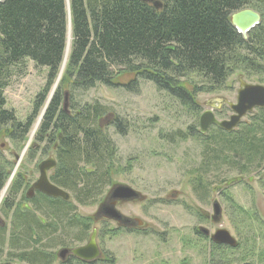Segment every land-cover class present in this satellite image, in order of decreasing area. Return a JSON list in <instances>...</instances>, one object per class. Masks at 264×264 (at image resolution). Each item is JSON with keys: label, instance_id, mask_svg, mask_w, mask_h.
I'll return each mask as SVG.
<instances>
[{"label": "trees", "instance_id": "1", "mask_svg": "<svg viewBox=\"0 0 264 264\" xmlns=\"http://www.w3.org/2000/svg\"><path fill=\"white\" fill-rule=\"evenodd\" d=\"M160 1L161 10L139 0L0 2V132L8 129L11 139L19 143L26 141L61 71L69 15L72 31L64 77L35 138L36 147L57 144L58 165L51 181L69 192L72 202L38 195L31 202L32 208L24 207V196L17 204L23 189V180L18 177L9 187L1 210L10 224L0 225V259L6 255L7 260L26 264H53V249L72 248L90 236L91 222L79 215L74 203L95 205L112 185L118 151L100 126L108 114L107 107L98 102L73 105L72 100L67 110L65 92L71 97L74 92L98 86L114 87L115 77L128 72L136 76L126 86L129 91L135 92L139 80L151 82L198 115L197 95L222 91L236 71L264 76V0ZM247 9L258 12L262 21L244 39L233 27L231 17ZM28 62L47 69L48 75L33 115L22 123L7 109L4 92L14 71ZM258 113L252 124L241 123L232 133L217 128L216 133L201 134L194 127L177 133L182 140L196 139L203 146L202 163L191 172L193 192L205 196L213 186L207 179L220 168L248 174L262 167L264 110ZM112 123L121 134L129 129L118 119ZM9 177L0 150V193ZM30 242L35 247H30ZM72 264L85 263L73 259Z\"/></svg>", "mask_w": 264, "mask_h": 264}, {"label": "rangeland", "instance_id": "2", "mask_svg": "<svg viewBox=\"0 0 264 264\" xmlns=\"http://www.w3.org/2000/svg\"><path fill=\"white\" fill-rule=\"evenodd\" d=\"M66 65L67 62L65 67L62 65L47 101L56 83H58L57 87L61 83ZM47 75V69L38 68L32 62L14 71L4 96L7 109L14 112L19 122L25 123L33 115L37 97L46 87ZM135 78L136 76L132 73L122 72L115 77L114 87L98 86L87 92L77 91L71 95L72 98L68 95L67 102L65 101L67 110L70 109L72 100V104L78 106L96 102L106 106L108 114L100 121V126L109 134L118 151L112 171V185L105 191L103 197L92 206H79L76 203L74 205L79 215L89 220L92 229L98 231L99 247L104 252L98 264H204V259L199 256V250L204 244L196 238L194 228L200 225L208 226L209 223H200L195 217V209L199 208L203 213H211V204L207 208H201L195 202L192 193L194 176L191 174L193 169L202 163L203 146L196 139L182 140L178 134L185 133L191 127L199 130L200 116L209 110L212 100L224 98L231 103H236L240 78L249 84L264 86V76L245 75L241 71H236L230 76L222 91L197 95L196 100L201 109L198 115L192 114L151 82L139 80L138 85L134 86L135 92L129 91L126 86L130 85ZM190 82L196 84L198 80L190 79ZM188 87L192 90L191 85ZM66 94L71 93L65 92ZM46 108L45 105L24 143L11 139L8 129L0 132V150L5 158L7 171L10 172L9 187L18 177L23 180L22 195L17 199V204L21 202L22 196L26 197L30 188L39 179L40 165L49 158L56 157L54 146L47 148L44 143L36 147L35 138L39 126L32 134ZM231 114L228 108H224L221 114H217V118L219 121L228 120ZM258 115L257 110L246 116L242 124H252ZM116 119L129 127L125 134L117 132L112 123ZM216 132L217 127H212L208 134ZM173 134L176 135L171 138ZM217 172V174L211 172L214 175L207 179V183L213 185L211 189L215 183L220 185L219 183L223 180L224 182L225 180L233 182L242 180L228 192L244 207L250 208L253 201L256 203L257 214L261 221L254 224L255 227L252 225L255 228L253 233L257 236L253 242V249L256 255L264 254V235H260L263 231L258 227L264 225V193L260 190L255 177L258 169L248 173L250 175L241 174L236 169L227 167L220 168ZM224 182L223 187L226 186ZM118 187H129L139 195L137 200L135 198L127 200L119 211L126 217L139 218L146 222L149 227L147 234L130 235L110 232L109 229L114 228V224L103 227L100 220H97L99 210L107 197ZM8 192L9 190L2 201L0 200L2 227L10 224L1 211ZM1 195L2 192L0 199ZM215 195L216 193L212 194L213 197ZM23 205L31 208L29 203ZM229 219L228 216L224 218L223 226L235 237L239 235L237 232L239 231L243 238L248 239L249 236L253 238L251 236L253 234H250L251 229L247 225L241 226L234 219L231 221ZM87 241L77 242L73 247L84 245ZM29 246L33 247L34 244L30 242ZM60 249L57 247L53 249V252L58 253ZM7 259V256L3 255L0 264H26Z\"/></svg>", "mask_w": 264, "mask_h": 264}, {"label": "flooded vegetation", "instance_id": "3", "mask_svg": "<svg viewBox=\"0 0 264 264\" xmlns=\"http://www.w3.org/2000/svg\"><path fill=\"white\" fill-rule=\"evenodd\" d=\"M139 1L146 4V5H149V6H152L153 8H155L153 2H151L150 0H139ZM152 1L159 2V4H160V9L155 8L156 10H161L163 8V5H162L160 0H152ZM254 12H256V11H254ZM256 13H258V12H256ZM260 17H261V15H260ZM261 21H262V17H261ZM215 105H217V104H215ZM224 108H228V107L226 105H224L220 110H216V109L211 108V105H210L209 110H213V112L217 118V114H221L224 111ZM258 110H264V109H258ZM210 129H209V131H210ZM199 131H200V127H199ZM53 146L55 147V150H57V147H58L57 144H54ZM54 159L56 160L57 165H58L57 157H55ZM52 174H53V172L50 174V180H51ZM245 175H250V174H245ZM255 177L257 178V183L259 185L260 190L264 193V163H263L262 167L259 168ZM241 181L242 180H238V181H234V182L231 180L225 181L224 183L226 184V186H224V187L222 186L223 183L221 185H215L213 187V189H211L210 191H207V193H205V196L198 195V192H192L194 197H195V202L197 204H199L201 208H205V207L207 208L209 206V204H211V206H210L211 207V213H207V212L203 213L202 209H199V208L195 209L196 210V212H195L196 219H198L200 223H202V222L209 223L208 226L202 227V225H200L197 228H194V234H195L196 238L198 239V241H201L204 244V246H202V248L199 250V256L204 259V264H264V254L256 255V254H254L255 249H253L254 248L253 242L256 240V237H257L253 233L255 230L254 224L259 223L261 221L260 216L257 214L258 212H257L256 203L253 201L250 208L244 207L240 202H238L234 198L233 195H231L228 192V190L231 189V187H233L235 184L240 183ZM33 186L30 188V190L28 191V193L25 197L27 200V203H29V205H31V208L33 206L31 202L38 195H44L43 193H41L39 191H35L33 196L29 197L28 194L31 191V189L33 188ZM213 193L214 194L216 193V195L214 197L212 196ZM44 196H46V195H44ZM51 199H53V198H51ZM60 200H63V199H60ZM127 200H131V199H126V200L125 199H117V198H114L113 194L111 193L110 196H108L106 201L104 202L103 207L99 210V213L97 215V220H100L99 222H101L103 227H109L110 224H114L115 225L114 228L113 227L110 229L108 228L110 230V232L113 231V232H117L120 234L126 233V234H130V235H141V234L145 235V234H147L149 231L148 224H146L145 228H140L138 221H136L134 217H126L119 211V208L124 203H127ZM67 203H70V202H67ZM225 208H226V210H225ZM110 209H114L115 211L118 212L119 219H114L109 214ZM223 212H224V215H223ZM227 216H228V218H230L229 219L230 221L232 219H234V221L238 225H241V226H243V224L247 225V227L249 229H251L250 234H253V235H251V236H253V238H250V236H249L248 239H245L242 237L243 235L241 236V233L239 231H237L239 235H236V237H235L227 228H225L223 226V222L225 221L224 218L225 217L227 218ZM0 225H1V222H0ZM258 227L261 228L263 231V233L260 235H264V225H262V226L260 225ZM213 229H214V231L212 232ZM94 231L97 232V238L96 239H97V244L99 247L98 231L96 229H91V233H90V236L88 238L87 243H85L84 245H79L78 247L61 248L59 250V252L55 254L56 256H55V260H54L53 264H56L57 262H59V264H72V260L77 259V258L72 256L71 253H67L63 256L61 255V253L63 251H66V250L71 251L73 249L87 245ZM226 233L231 235L236 240L235 246L224 241L225 240L224 238H226V235H225ZM251 244H252V246H251ZM99 249H100V247H99ZM251 251L253 252V255H251L252 254ZM100 252H101V256L98 260L93 261V262H84V261H82V262L85 264L98 263L99 261H101L103 254H104L102 249H100ZM235 254H239V255H235ZM77 260H79V259H77ZM79 261H81V260H79Z\"/></svg>", "mask_w": 264, "mask_h": 264}, {"label": "water", "instance_id": "4", "mask_svg": "<svg viewBox=\"0 0 264 264\" xmlns=\"http://www.w3.org/2000/svg\"><path fill=\"white\" fill-rule=\"evenodd\" d=\"M153 2L156 9H160L159 2ZM2 2V0H0ZM68 2V0H67ZM231 23L233 27L245 38L247 39L248 34L255 29L261 23V17L258 13L252 10H242L232 15ZM71 30V21L69 15V31ZM58 83H56L49 100L47 101L46 107H48L56 89ZM68 94H66L65 101L67 102ZM210 105L211 108L220 110L224 105H226L232 112V115L228 120L219 121L213 110H208L202 113L199 119L200 133L206 134L211 127H217L226 133L234 132L242 123L243 119L252 114L258 109H264V86L254 85L245 82L242 78L239 80V89L237 91L236 103H231L224 98H216L212 100ZM217 104V105H215ZM47 109V108H46ZM46 109L43 111L39 125L43 119ZM65 109L67 105L65 104ZM38 125V126H39ZM57 167V162L54 158H49L43 162L39 167L40 177L36 184L33 186L28 196L32 197L35 191H39L49 198L53 199H63L66 202H71V195L65 190L54 185L50 180V174L54 172ZM113 197L117 199H137L139 195L133 189L129 187H118L113 192ZM109 214L114 219H119V214L114 209L109 210ZM139 223L140 228H145L146 223L139 218H135ZM225 242L236 245V240L229 234H225ZM97 232L94 231L88 244L73 249L71 251H63L61 255L71 253L75 258L84 262H93L100 258L101 252L97 244Z\"/></svg>", "mask_w": 264, "mask_h": 264}, {"label": "bare ground", "instance_id": "5", "mask_svg": "<svg viewBox=\"0 0 264 264\" xmlns=\"http://www.w3.org/2000/svg\"><path fill=\"white\" fill-rule=\"evenodd\" d=\"M71 41H72V31L70 30V31H69V34H68V39H67V49H66L65 59H64V63H63L64 67H65V64H66V62H67L68 55H69V53H70ZM39 121H40V119H38L37 124L35 125L32 134H34V132H35L36 129L38 128ZM9 180H10V179H9ZM10 183H11V182H8L7 187H6V188L3 190V192H2L1 199H0L1 201H2V199L4 198L6 192H7L8 188H9V184H10ZM1 201H0V203H1Z\"/></svg>", "mask_w": 264, "mask_h": 264}]
</instances>
